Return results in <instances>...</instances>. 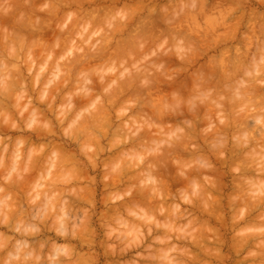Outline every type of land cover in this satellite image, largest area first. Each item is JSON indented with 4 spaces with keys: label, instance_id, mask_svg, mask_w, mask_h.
Wrapping results in <instances>:
<instances>
[{
    "label": "clouds",
    "instance_id": "1",
    "mask_svg": "<svg viewBox=\"0 0 264 264\" xmlns=\"http://www.w3.org/2000/svg\"><path fill=\"white\" fill-rule=\"evenodd\" d=\"M0 264H264V0H0Z\"/></svg>",
    "mask_w": 264,
    "mask_h": 264
}]
</instances>
